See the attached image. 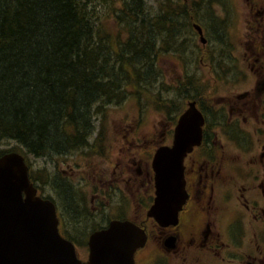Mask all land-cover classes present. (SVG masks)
<instances>
[{
	"label": "trees",
	"instance_id": "obj_1",
	"mask_svg": "<svg viewBox=\"0 0 264 264\" xmlns=\"http://www.w3.org/2000/svg\"><path fill=\"white\" fill-rule=\"evenodd\" d=\"M121 1L114 31L101 22L114 0H0V143L63 155L89 145L106 106L152 95L157 61L178 35L169 14Z\"/></svg>",
	"mask_w": 264,
	"mask_h": 264
},
{
	"label": "rangeland",
	"instance_id": "obj_2",
	"mask_svg": "<svg viewBox=\"0 0 264 264\" xmlns=\"http://www.w3.org/2000/svg\"><path fill=\"white\" fill-rule=\"evenodd\" d=\"M144 2L151 17L169 14L174 23L171 33L178 35L174 44L169 40V49L166 45L171 52L167 51L157 61L159 79L150 86L154 96L145 94L143 100L139 101L131 95L119 105L106 106L94 120L95 131L89 145L63 155L36 157L28 155L24 147L15 141L5 140L0 143V151L11 150L9 152L25 154L34 179L41 186L44 195L61 203L71 235L78 237L81 242L78 252L82 258L88 256V238L94 229H99L98 225H104L112 219L120 220L119 217H137L138 220L145 221V224H150V218L147 217L146 188L141 191L144 194L140 196L136 186L128 181L136 169L131 161L142 160L143 166L149 164L151 167V152L162 144L163 133L186 110L190 100L196 96L202 101V108L211 114L227 102V98L248 89L253 83L251 73L246 78L243 76L250 72L245 59L251 54L250 50H245V44L241 43L246 33L245 0ZM121 4V0H114L111 7L104 8L101 5V22L105 24V28L118 30L115 13L119 11ZM179 6L190 8L194 18L193 9H198L197 15L201 18L198 23L203 26L206 24L202 15H210V27H205V30L210 29V34L207 31L209 37L205 36L210 38L207 46H202L201 38H195L192 31H188L189 27L182 24V20L180 22L181 17L177 15ZM213 22L216 26L212 30ZM123 35L122 40L127 37L125 30ZM238 71L239 74L235 77ZM215 133L219 140L226 142V137L219 128ZM224 148L227 162L242 158L239 145ZM217 154L222 157V149ZM103 178L110 184L120 180L122 185L120 188H114L116 185L106 187V195L100 198V189H105ZM194 214L195 212H191L186 229H182L185 245L191 246V251L187 252L190 259L200 253L193 241L194 228L187 229ZM149 227L154 237L157 228L153 223ZM188 231L191 232L187 233ZM158 235L157 233L152 245L155 249L159 244Z\"/></svg>",
	"mask_w": 264,
	"mask_h": 264
},
{
	"label": "flooded vegetation",
	"instance_id": "obj_3",
	"mask_svg": "<svg viewBox=\"0 0 264 264\" xmlns=\"http://www.w3.org/2000/svg\"><path fill=\"white\" fill-rule=\"evenodd\" d=\"M245 1L246 33L241 43L245 44V50H250L251 54L245 59L250 72L248 70L249 74L245 73L243 76L246 78L252 74V86L227 98V102L211 114L202 108V101L198 98L190 100L196 101L205 123L200 145L195 146L184 160L188 197L179 213L178 222L162 227L152 217H149L150 224H145V221H140L137 217H119L120 220L134 222L147 233L144 246L137 249L134 255L136 264H264V0ZM193 12L195 18L190 8L179 6L177 15L181 17L180 22L182 20V24L189 27L188 31H192L195 38H201L197 26L202 28L204 37H209L207 31L210 34V29L205 30V27H210V15H202L206 24L203 26L198 23L201 19L197 15L198 9H193ZM215 26L213 22L212 30ZM209 43L210 38H206V42L201 45L207 46ZM238 74L239 71L235 77ZM177 120L163 133L161 145H172ZM218 128L226 137L225 143L215 133ZM233 145H239L242 158L227 162L224 147ZM219 149H222V157L217 154ZM155 151L151 152V167L149 164L143 166L142 160H132L136 169L134 175L128 178L132 186H136L140 196L144 194L141 191L146 188L147 212L155 198L152 169ZM236 155L238 156L237 153ZM102 181L105 189H100V198L106 195V187L116 185L114 188H120L122 185L120 180H115L116 184L108 183L105 178ZM122 181L125 182L124 179ZM36 187L40 196L49 198L57 207L60 206L61 210L59 207L57 209L60 233L64 236L67 233L71 235L72 231L69 230L61 203L47 194L44 195L38 183ZM196 211L200 216L199 220ZM191 212L195 214L187 229L194 228L193 241L196 249L200 251L192 259L187 253L191 251V246L185 245L182 231L186 229ZM113 220L98 225L97 230L107 228ZM197 221L198 224H195ZM151 223L157 228L155 236L159 234L156 249L152 246L155 236L153 237L149 227ZM189 232L191 231L187 233ZM76 240L79 238L73 236V242H80ZM78 256L83 261L88 259V256L82 258L79 253Z\"/></svg>",
	"mask_w": 264,
	"mask_h": 264
},
{
	"label": "water",
	"instance_id": "obj_4",
	"mask_svg": "<svg viewBox=\"0 0 264 264\" xmlns=\"http://www.w3.org/2000/svg\"><path fill=\"white\" fill-rule=\"evenodd\" d=\"M204 123L196 101H190L177 120L172 145L154 153L155 198L147 215L162 227L178 222L187 200L184 160L200 145ZM146 240V231L134 222L113 220L90 235L89 257L79 259L75 244L60 234L55 203L37 195L23 154L0 156V264H135V252Z\"/></svg>",
	"mask_w": 264,
	"mask_h": 264
}]
</instances>
